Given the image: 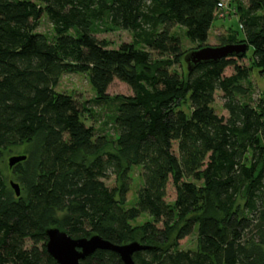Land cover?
Returning <instances> with one entry per match:
<instances>
[{
	"label": "trees",
	"instance_id": "16d2710c",
	"mask_svg": "<svg viewBox=\"0 0 264 264\" xmlns=\"http://www.w3.org/2000/svg\"><path fill=\"white\" fill-rule=\"evenodd\" d=\"M220 1L0 0V158L20 146L26 155L7 166L9 180L0 163V264H58L49 227L137 241L147 248L135 264H264V116L241 100L251 71L264 74V0L239 7L241 40L237 30L218 35V45L246 43L241 55L171 69L193 50L174 26L205 46ZM43 16L49 35L37 30ZM120 29L134 40L111 47L96 36ZM66 73H86L111 100V131L86 124L88 103L55 89ZM115 79L132 94L110 98ZM134 167L142 183L128 206ZM192 234L195 248H180ZM81 264L123 261L96 249Z\"/></svg>",
	"mask_w": 264,
	"mask_h": 264
},
{
	"label": "rangeland",
	"instance_id": "374dc122",
	"mask_svg": "<svg viewBox=\"0 0 264 264\" xmlns=\"http://www.w3.org/2000/svg\"><path fill=\"white\" fill-rule=\"evenodd\" d=\"M246 0H224V7L218 11L217 16L214 18L212 25L209 30V37L205 45L216 46L218 45V35H228L229 31L237 30L239 32L237 40H241L243 37L240 31L239 24V14L241 12L239 7H245ZM229 29V30H228ZM37 30L51 34V24L46 16H43L39 21V25ZM174 32L178 33L180 36L182 47L185 51L196 48L197 44L189 41L184 34V28L180 26H174L172 29ZM97 38L105 39L108 41L111 47H118V45L122 42H131L134 40V35L132 31L129 30H115V31H99L96 33ZM251 53V48L248 49V55ZM152 57L154 59H163L164 56L159 57L156 53L152 52ZM172 70H176L177 72L183 73L186 70L185 62L181 61L180 63H176L171 67ZM244 85L247 87V92L244 96H241V100L250 103L253 106H257L258 109L263 113L264 116V74L257 70L253 69L251 74ZM55 89L59 92L68 93L71 96H74L81 103H88L87 106L91 107L93 110V116L89 113H86L85 119L86 124L94 125L96 127H103L111 131L108 123L109 115L113 109V104H108V99H103L99 94L95 91L93 86L89 81V77L86 73H66L63 74ZM107 95L112 98L115 95H131L132 89L124 82L119 81L117 79L113 80L111 84L108 86L106 90ZM95 99L102 100L99 103H91L90 101H94ZM185 104V103H184ZM214 109L217 113H222L223 108L221 107L222 101L218 97L212 103ZM186 107V106H185ZM106 123V125H105ZM264 137V136H263ZM24 147H14L11 150H6L3 152L0 163L3 166V172L6 176L7 180H9L12 175L8 166V158L11 155L22 154ZM131 184L130 190L127 193V205H131L134 198L136 197V193L138 188L142 183L141 176V168L134 167L131 169L130 173ZM104 182L108 186H113L114 184V176H109L104 179ZM167 200L172 201L174 197V191L171 185H168L167 189ZM149 218L146 213H143L138 217L135 221L136 223H140ZM196 244V236L195 234L189 235L181 241L180 248L182 249H194Z\"/></svg>",
	"mask_w": 264,
	"mask_h": 264
},
{
	"label": "water",
	"instance_id": "95a60500",
	"mask_svg": "<svg viewBox=\"0 0 264 264\" xmlns=\"http://www.w3.org/2000/svg\"><path fill=\"white\" fill-rule=\"evenodd\" d=\"M247 48L246 43H227L222 45H205L193 49L184 54L183 60L188 71L195 65L203 62H216L222 57L229 55H241ZM26 158L25 154L9 156L8 167ZM10 186L18 196L20 193L19 184L13 180L9 181ZM46 250L58 264H81V260L93 253L96 249H109L116 252L123 264H135L133 253L140 249L147 248L137 241L124 244H113L103 239L98 234L89 237H72L66 231L58 227H49L46 230Z\"/></svg>",
	"mask_w": 264,
	"mask_h": 264
},
{
	"label": "built area",
	"instance_id": "2783aa9c",
	"mask_svg": "<svg viewBox=\"0 0 264 264\" xmlns=\"http://www.w3.org/2000/svg\"><path fill=\"white\" fill-rule=\"evenodd\" d=\"M217 5L220 9H222L224 7V0H221Z\"/></svg>",
	"mask_w": 264,
	"mask_h": 264
}]
</instances>
